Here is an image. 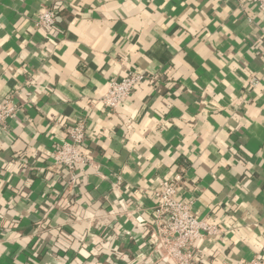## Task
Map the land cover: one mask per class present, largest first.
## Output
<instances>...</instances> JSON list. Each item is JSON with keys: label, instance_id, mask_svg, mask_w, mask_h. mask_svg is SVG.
<instances>
[{"label": "crops", "instance_id": "crops-1", "mask_svg": "<svg viewBox=\"0 0 264 264\" xmlns=\"http://www.w3.org/2000/svg\"><path fill=\"white\" fill-rule=\"evenodd\" d=\"M49 7L53 39L34 27ZM131 72L145 82L107 111ZM6 98L19 111L0 132V264H167L152 195L174 174L176 199L222 229L196 241L198 264L264 258V15L250 5L0 0ZM79 121L91 165L64 188L50 154Z\"/></svg>", "mask_w": 264, "mask_h": 264}, {"label": "built area", "instance_id": "built-area-1", "mask_svg": "<svg viewBox=\"0 0 264 264\" xmlns=\"http://www.w3.org/2000/svg\"><path fill=\"white\" fill-rule=\"evenodd\" d=\"M246 3L254 10L264 15V0H236ZM59 8L49 7L40 11L34 27L44 32L49 38H54L60 32L58 27ZM146 80L141 74L128 73L120 81H111L108 90L100 102L107 111H116L118 107ZM19 111L11 98L0 103V132L8 134V122ZM86 123L79 121L66 128V140L58 149L50 154L52 167L60 171H67L68 183L64 188L74 186L77 181L78 167L91 165V159L86 148ZM182 183V176L174 174L169 180L159 182L158 189L153 193L154 207L152 210L151 238L156 243L155 251L163 263L167 264H198L200 262L195 251V243L204 236H213L222 232L215 225H207L191 216L193 201L176 199L177 191ZM64 196V194H63ZM69 204L67 197H62ZM68 207L67 204H65ZM92 217V215H91ZM90 218V215L87 216ZM197 252V251H196ZM242 264H264V258H254Z\"/></svg>", "mask_w": 264, "mask_h": 264}]
</instances>
